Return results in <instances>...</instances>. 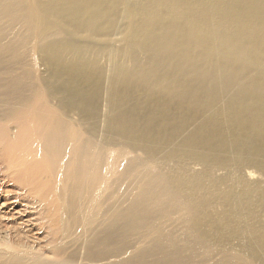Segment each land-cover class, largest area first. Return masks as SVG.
<instances>
[{
    "label": "bare ground",
    "instance_id": "1",
    "mask_svg": "<svg viewBox=\"0 0 264 264\" xmlns=\"http://www.w3.org/2000/svg\"><path fill=\"white\" fill-rule=\"evenodd\" d=\"M0 159V264H264V0H0Z\"/></svg>",
    "mask_w": 264,
    "mask_h": 264
},
{
    "label": "rangeland",
    "instance_id": "2",
    "mask_svg": "<svg viewBox=\"0 0 264 264\" xmlns=\"http://www.w3.org/2000/svg\"><path fill=\"white\" fill-rule=\"evenodd\" d=\"M2 162H3V160L0 159V191L5 190L4 189L5 187H6V190H12L13 185H12L11 181L8 179L7 174L3 171L4 165ZM7 188H9V189H7ZM15 191L16 190L13 191V193H12L13 195H15Z\"/></svg>",
    "mask_w": 264,
    "mask_h": 264
}]
</instances>
